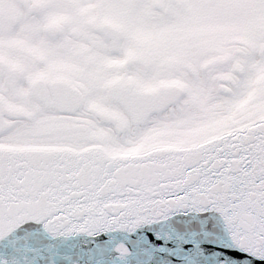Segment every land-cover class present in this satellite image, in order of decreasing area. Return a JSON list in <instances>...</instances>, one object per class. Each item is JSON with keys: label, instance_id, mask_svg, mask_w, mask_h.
<instances>
[{"label": "snow or ice", "instance_id": "obj_1", "mask_svg": "<svg viewBox=\"0 0 264 264\" xmlns=\"http://www.w3.org/2000/svg\"><path fill=\"white\" fill-rule=\"evenodd\" d=\"M0 264H264V0H0Z\"/></svg>", "mask_w": 264, "mask_h": 264}]
</instances>
